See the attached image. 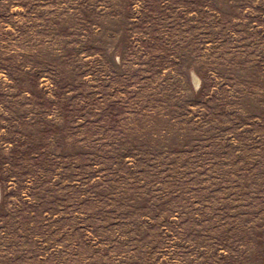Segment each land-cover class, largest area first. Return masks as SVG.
Wrapping results in <instances>:
<instances>
[{
    "label": "rangeland",
    "instance_id": "obj_1",
    "mask_svg": "<svg viewBox=\"0 0 264 264\" xmlns=\"http://www.w3.org/2000/svg\"><path fill=\"white\" fill-rule=\"evenodd\" d=\"M0 264H264V0H0Z\"/></svg>",
    "mask_w": 264,
    "mask_h": 264
}]
</instances>
